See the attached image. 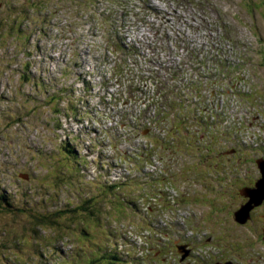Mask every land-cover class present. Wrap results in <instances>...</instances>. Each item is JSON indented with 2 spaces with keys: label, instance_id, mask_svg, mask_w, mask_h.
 I'll use <instances>...</instances> for the list:
<instances>
[{
  "label": "rangeland",
  "instance_id": "rangeland-1",
  "mask_svg": "<svg viewBox=\"0 0 264 264\" xmlns=\"http://www.w3.org/2000/svg\"><path fill=\"white\" fill-rule=\"evenodd\" d=\"M213 32L247 51L251 78L236 65L231 85L205 84L207 57L194 40ZM111 41L125 51L114 54ZM174 60L190 71L170 80ZM136 73L138 90L151 79L160 113L147 111ZM240 87L252 93L240 94L242 104ZM149 122L153 132L143 130ZM66 140L81 154L79 174L58 165ZM261 148L264 0H0V264H213L236 255L226 232L249 239L224 200L247 190ZM111 158L127 176L116 187L117 174L97 167ZM133 197L136 211L123 201ZM87 201L88 213L66 212Z\"/></svg>",
  "mask_w": 264,
  "mask_h": 264
},
{
  "label": "flooded vegetation",
  "instance_id": "flooded-vegetation-1",
  "mask_svg": "<svg viewBox=\"0 0 264 264\" xmlns=\"http://www.w3.org/2000/svg\"><path fill=\"white\" fill-rule=\"evenodd\" d=\"M228 161L230 160L228 159ZM262 161H264V155L251 160L257 175L246 178L247 184L243 187L244 189L247 188L246 192L244 194L237 193L233 200H224L225 213L229 218H234L242 207H251L246 223L237 224L233 222V226L242 229L243 234L248 237L249 243L245 242L243 237L235 236L231 230L227 231L225 237L237 249V254L226 257L220 253L213 264H264V197H261L264 194L254 196V193L264 186L261 182L264 179V173H261L259 168V162ZM223 165L226 167L227 163L225 162ZM257 184L260 185V188L257 187ZM213 240L217 239L214 238Z\"/></svg>",
  "mask_w": 264,
  "mask_h": 264
},
{
  "label": "trees",
  "instance_id": "trees-1",
  "mask_svg": "<svg viewBox=\"0 0 264 264\" xmlns=\"http://www.w3.org/2000/svg\"><path fill=\"white\" fill-rule=\"evenodd\" d=\"M111 43V47H112V49L114 50L113 52H114V54L115 53H118V52H120V53H123L124 51H125V49H124V46H120V47H114L113 46V41H111L110 42ZM133 48H135V47H133V46H130V49H133ZM127 50V49H126ZM112 52V53H113ZM137 55V54H136ZM135 55V56H136ZM134 56V57H135ZM139 56V55H138ZM118 59V58H117ZM116 59V60H117ZM128 64V63H127ZM179 67H180V65H177V63L173 66L172 65V67H170V66H168L166 69H167V71L169 72L168 73V76L170 77V80L172 79H175L176 77H177V74H179ZM162 74V73H161ZM160 74V75H161ZM136 76H135V78H133L132 80H133V85H134V87L136 88V91H137V93H142L143 94V97L147 100V101H151L150 102V104H149V106H148V110L147 111H150L153 107L154 108H156V110H158V112L160 113L162 110H161V105H160V101H159V99H155V98H151L150 96H149V90H148V84H147V82L149 81V80H151V79H149L147 82H145V83H143V85H141V90L139 89L138 90V87H137V85H136V81H137V83L138 84H140L141 83V79H142V77H141V75L138 77V73H136L135 74ZM161 78H164V76H161ZM205 79H207V81L209 82L210 80L208 79V78H205ZM213 79H215L213 76H212V79H211V81L213 80ZM142 87L143 88H147V89H142ZM172 91H174L173 90V88H170L169 89V91H168V93H172ZM146 97H145V96ZM76 117H77V113H75L74 114ZM132 123V122H131ZM186 123V122H185ZM133 124V123H132ZM132 126V125H131ZM84 128V126L81 128V129H83ZM256 133V127L255 126H253V134H255ZM121 136H125V135H121ZM127 141L129 140L128 138L126 139ZM59 152L60 153H62V152H64V154L66 155V156H63V155H60L58 158H57V160H59V162H58V165L59 166H61V169H65L64 168V166H62L61 164L64 162V163H66V165L69 167V166H71L76 172H77V174H79L80 173V167L82 166V162L79 160V157H80V153L78 152H76L73 148H72V146H70V144H69V141L68 140H66L65 142H63L62 144H61V147H60V150H59ZM50 156H53V157H56L53 153H50V155H49V157ZM69 160H74V165H75V167H74V165H73V162H70L69 163ZM102 163H98V166H99V169H101V170H103V168H102ZM54 168V172H55V170H56V167H53ZM121 169V167H120V165L119 164H117L116 163V161H109L108 162V168H107V170H106V172H102L103 173V177H108V176H110L111 175V172L114 170V169ZM74 174V173H73ZM70 181H72V178L70 179ZM106 181L108 182V183H110V180L109 179H106ZM122 181H123V179H122V176H120V177H118V178H115V180L113 181V182H111L112 184H111V186L110 187H116L117 185H119L120 183H122ZM128 182H132L131 180H129ZM108 183H105L108 187H109V184ZM89 184H91V183H89ZM107 187V188H108ZM103 190V189H102ZM114 199H117L118 200V198H114ZM134 197L133 198H131L130 200H123L127 205H129L133 210H135L136 211V209L138 210V208H137V205H136V201H134ZM3 201L6 203V201L3 199ZM90 202H85L84 204H82L81 206H79L77 209H75V210H70V211H66L67 213H69V212H80V213H88V209H89V207H88V204H89ZM6 205L7 206H9V204L8 203H6ZM26 210H28V212H31V213H34L35 214V210H36V208H29V207H26L25 208ZM127 211V210H126ZM13 212H15V210L13 209V208H6V210H5V213H12V214H14ZM92 215H93V213H91ZM135 215V214H134ZM132 216V215H131ZM35 219H36V216H35ZM38 221H40V220H42V219H37ZM43 222V221H42ZM83 233H84V235H87V233H88V230L85 228L84 230H83ZM125 237V236H124ZM138 240V239H137ZM102 252H104L103 250H100V253H102ZM158 252V251H157ZM157 252H155V253H157ZM102 257L105 259L106 257L104 256V255H102ZM113 260H115V261H120L121 262V259L119 258V256L117 255V254H113V255H111L110 256ZM167 259H172V258H167ZM178 259H179V257L177 256L176 258H173L172 260H171V262H173V263H178ZM170 260H168V261H170ZM160 262L162 263V264H164V262L166 263V264H169L165 259H160ZM112 264H116V263H112ZM130 264V263H129Z\"/></svg>",
  "mask_w": 264,
  "mask_h": 264
},
{
  "label": "bare ground",
  "instance_id": "bare-ground-1",
  "mask_svg": "<svg viewBox=\"0 0 264 264\" xmlns=\"http://www.w3.org/2000/svg\"><path fill=\"white\" fill-rule=\"evenodd\" d=\"M114 47H117V45H115ZM155 48V47H154ZM158 49V48H157ZM201 49H202V46H201ZM199 49H197V51H198ZM112 51H114L113 49H112ZM176 64V62H175V60L170 64V67H172V65L174 66ZM158 66V65H157ZM202 68L204 67V66H201ZM161 68H162V65H161ZM181 68V66L179 67V69ZM165 69V68H164ZM164 69H160L159 70V73L157 72V71H155V74H158V75H160L161 74V72L162 71H164ZM167 70V69H166ZM190 71V69H182L181 68V70H179V73H181V71H182V73H183V75L184 74H186L187 75V73H188V71ZM179 74H177V76H178ZM205 75V74H204ZM190 76H193L194 77V79L196 80V81H200V79L197 77L198 76V74L196 75V76H194L193 75V73H191V75ZM206 77V76H205ZM205 77L203 78L204 79V82H205V84H212L214 81H209V82H206V79H205ZM215 77H218V76H215ZM201 83V82H200ZM200 83H197V85H200ZM113 85V84H112ZM163 85H164V83H163ZM162 85V86H163ZM114 86V85H113ZM176 90H178V91H180V87L177 85L176 86ZM207 109H208V107H206L205 106V111H207ZM186 111H187V107H186ZM155 112V114H156V111H154ZM187 118H186V120H188V119H190V117H188V116H186ZM175 118V117H174ZM173 118V121H174V123L176 122L175 121V119ZM149 128H144L143 130H146L147 131V129H149L151 132H153V130H154V128H153V124H152V122H149ZM212 126V125H211ZM183 127V126H182ZM178 131H180L179 129L177 130V132ZM210 138V141L209 142H213L214 143V138H215V141H216V137H212V135L209 137ZM144 174L146 175V176H156L155 174H153V173H151L150 172V174H148V173H145L144 172ZM156 179V178H155ZM155 179H153V180H155ZM263 184H264V179L261 181ZM106 183H108V182H106ZM241 191H243V190H241ZM246 192V191H245ZM245 192H243V194L245 193ZM250 193V192H249ZM264 194V188L263 187H261V189L257 192H255L254 193V196H257V195H263ZM261 197H264V196H261ZM245 211V210H244ZM242 214V213H241ZM237 215V214H236ZM235 220L237 221V219H236V217H235ZM238 222V221H237ZM203 240V239H202ZM204 240H205V238H204ZM190 241V242H189ZM188 248H190V251L192 252L196 247H194L193 246V244H197L198 242L196 241V240H194V237L191 235L190 236V238H188ZM204 243H205V241H204ZM182 252V251H181ZM183 253V252H182ZM178 254V257H179V253H177ZM189 255H190V253H188ZM202 262H204L203 260H202Z\"/></svg>",
  "mask_w": 264,
  "mask_h": 264
},
{
  "label": "water",
  "instance_id": "water-1",
  "mask_svg": "<svg viewBox=\"0 0 264 264\" xmlns=\"http://www.w3.org/2000/svg\"><path fill=\"white\" fill-rule=\"evenodd\" d=\"M238 93L243 94V95H245L246 97H251V96H252V93L246 91L243 87H240V88L238 89ZM262 164H263V165H262ZM262 167H263V168H262ZM259 168H260L261 173H264V161L259 162ZM24 178L27 179L28 177H27V176H24ZM257 187L260 188V185L257 184ZM263 188H264V186H263ZM258 203H259V202H258ZM249 209H251V207H242V209L239 210V211L236 213V214H237V215H236V219H237L238 223H240V224H244V223H246L247 218H248V215H249V212H250ZM244 210H245V211H244ZM241 213H242V214H241Z\"/></svg>",
  "mask_w": 264,
  "mask_h": 264
},
{
  "label": "built area",
  "instance_id": "built-area-1",
  "mask_svg": "<svg viewBox=\"0 0 264 264\" xmlns=\"http://www.w3.org/2000/svg\"><path fill=\"white\" fill-rule=\"evenodd\" d=\"M234 60H233V57L231 58V62H233Z\"/></svg>",
  "mask_w": 264,
  "mask_h": 264
}]
</instances>
